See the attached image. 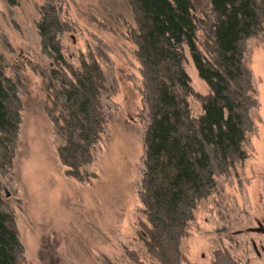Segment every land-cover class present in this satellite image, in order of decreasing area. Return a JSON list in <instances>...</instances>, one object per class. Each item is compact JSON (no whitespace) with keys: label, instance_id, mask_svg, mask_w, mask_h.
Returning a JSON list of instances; mask_svg holds the SVG:
<instances>
[{"label":"rangeland","instance_id":"obj_1","mask_svg":"<svg viewBox=\"0 0 264 264\" xmlns=\"http://www.w3.org/2000/svg\"><path fill=\"white\" fill-rule=\"evenodd\" d=\"M43 4L44 0H0V70L12 76L18 69L24 81L13 165L0 177L2 196L16 215L22 264H134L124 249L151 264L136 229L143 219L137 192L144 137L154 116L146 99L143 67L131 42L135 22L129 1L60 0V18L69 27L61 36L64 58L78 67L79 57L91 54L106 80L100 100L105 131L87 167L95 175L89 183L65 175L57 156L59 140L45 110L40 73L51 63L36 30ZM214 5L216 14L210 8L202 20L206 36L211 41L221 28L238 30L231 44L243 50V65L250 73V80L239 84L254 92L256 106L248 116L241 99L233 101L227 87L216 91L214 106L223 113V121L228 109L236 120L222 122L220 129L239 132L234 137L244 140L247 159L230 173H220L216 190L197 204L181 241L182 264H214L219 251L232 264H264V234L248 232L257 224L264 226V30L245 40L233 23L247 14L238 0H214ZM212 43L207 45L210 52ZM185 68L192 89L190 104L200 111L210 90L190 56Z\"/></svg>","mask_w":264,"mask_h":264},{"label":"trees","instance_id":"obj_2","mask_svg":"<svg viewBox=\"0 0 264 264\" xmlns=\"http://www.w3.org/2000/svg\"><path fill=\"white\" fill-rule=\"evenodd\" d=\"M128 1L135 22L131 42L143 67L146 99L154 116L153 127L144 137L137 192L143 219L138 220L136 235L152 258L151 264H182L181 241L197 204L216 190L220 173H230L247 159L244 140L234 137L239 132L233 135L220 129L222 122L236 120L228 109L223 121V113L214 106L219 90L227 91V87L233 101L239 97L248 116L256 99L253 91L239 84L242 79L250 80V73L243 65V50L231 44L238 30L221 28L212 35V52L207 49L211 41L202 20L210 8L216 14L214 0H205L206 10H202V0ZM238 2L247 14L232 21L245 40L255 37L264 30V0ZM60 8V0H44L38 9L36 30L41 50L51 63L40 73L45 110L59 140L57 156L65 175L89 183L95 175L87 167L105 131L100 100L106 80L91 54L80 56L78 67L64 58L61 36L69 27L60 18ZM187 56L210 90L200 111L190 104ZM14 70L12 76L0 70V177L12 168L23 110L20 91L24 81L18 69ZM124 251L134 264H143L134 252ZM23 255L16 215L3 198L0 184V264H22ZM214 264L232 262L219 251Z\"/></svg>","mask_w":264,"mask_h":264},{"label":"water","instance_id":"obj_3","mask_svg":"<svg viewBox=\"0 0 264 264\" xmlns=\"http://www.w3.org/2000/svg\"><path fill=\"white\" fill-rule=\"evenodd\" d=\"M249 233H261L264 234V226L261 224H257L256 228H250L248 230Z\"/></svg>","mask_w":264,"mask_h":264}]
</instances>
